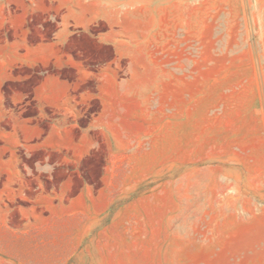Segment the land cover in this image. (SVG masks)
Masks as SVG:
<instances>
[{
	"label": "rangeland",
	"instance_id": "374dc122",
	"mask_svg": "<svg viewBox=\"0 0 264 264\" xmlns=\"http://www.w3.org/2000/svg\"><path fill=\"white\" fill-rule=\"evenodd\" d=\"M28 1L0 0V189L20 195L5 227L30 243L31 263L264 264V0H189L179 35L139 38L137 54L179 60V85H133L144 101L124 131L65 134L62 150L42 145L58 113L33 100L60 72L13 68L25 47L54 40L57 10L24 18ZM81 107L84 125L99 106ZM43 196L51 211L31 202Z\"/></svg>",
	"mask_w": 264,
	"mask_h": 264
},
{
	"label": "crops",
	"instance_id": "0c3cea01",
	"mask_svg": "<svg viewBox=\"0 0 264 264\" xmlns=\"http://www.w3.org/2000/svg\"><path fill=\"white\" fill-rule=\"evenodd\" d=\"M190 3L189 0H29L24 4L21 9L24 18L53 8L58 12L49 19L55 21L54 40L25 47L12 58L13 68L46 66L60 72L45 73L34 90L37 105L58 113L43 147L68 149L69 146L55 142V138L63 139L70 133L122 132L124 119L132 116L133 100L139 105L144 101L139 90L132 92L133 85H179V60H165L160 65L154 57L152 61L139 60L137 54L144 52L141 44L144 41L139 38L178 36L180 22L189 19ZM101 21L106 28L97 31ZM12 26L16 28L14 23ZM81 37L93 44L86 48L70 44ZM83 53H90L91 57L79 60L78 54ZM63 72L74 78L62 75ZM91 80L97 83L95 93L74 92L78 84ZM92 101L97 102L98 110L89 114L86 124H79L77 117L85 114L81 105ZM44 197L47 196L31 202L34 207L51 211ZM19 198L16 193L8 196L7 191L0 189V264H32L36 260V254L28 252L30 243L15 228L5 227V207L19 210ZM53 208L66 212L68 205L57 202Z\"/></svg>",
	"mask_w": 264,
	"mask_h": 264
}]
</instances>
